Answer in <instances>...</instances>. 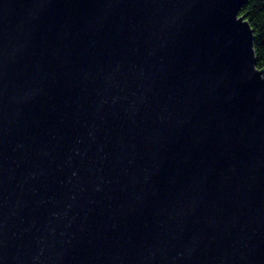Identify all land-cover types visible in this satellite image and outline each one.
Instances as JSON below:
<instances>
[{
  "label": "water",
  "instance_id": "obj_1",
  "mask_svg": "<svg viewBox=\"0 0 264 264\" xmlns=\"http://www.w3.org/2000/svg\"><path fill=\"white\" fill-rule=\"evenodd\" d=\"M246 1L0 0V264H264Z\"/></svg>",
  "mask_w": 264,
  "mask_h": 264
},
{
  "label": "trees",
  "instance_id": "obj_2",
  "mask_svg": "<svg viewBox=\"0 0 264 264\" xmlns=\"http://www.w3.org/2000/svg\"><path fill=\"white\" fill-rule=\"evenodd\" d=\"M240 16H244L254 31L256 67H264V0H247Z\"/></svg>",
  "mask_w": 264,
  "mask_h": 264
}]
</instances>
